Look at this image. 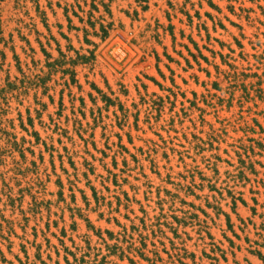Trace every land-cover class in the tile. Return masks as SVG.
Wrapping results in <instances>:
<instances>
[{"label": "rangeland", "instance_id": "obj_1", "mask_svg": "<svg viewBox=\"0 0 264 264\" xmlns=\"http://www.w3.org/2000/svg\"><path fill=\"white\" fill-rule=\"evenodd\" d=\"M0 264H264V0H0Z\"/></svg>", "mask_w": 264, "mask_h": 264}]
</instances>
